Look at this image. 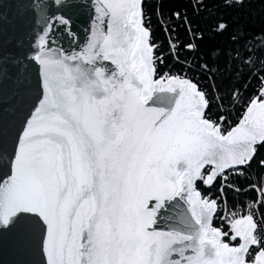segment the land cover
<instances>
[{
	"label": "snow or ice",
	"instance_id": "snow-or-ice-1",
	"mask_svg": "<svg viewBox=\"0 0 264 264\" xmlns=\"http://www.w3.org/2000/svg\"><path fill=\"white\" fill-rule=\"evenodd\" d=\"M96 12L81 52L47 48L51 25L37 37L31 58L42 95L0 174V228L21 214L38 218L46 264H264L254 214L230 219L231 240L240 241L230 246L229 233L213 226L216 200L196 187L250 164L264 144V80L225 131L206 118L208 101L195 83L153 78L141 0H97ZM157 93L172 94L171 104L150 106ZM176 198L191 220L157 230L160 212Z\"/></svg>",
	"mask_w": 264,
	"mask_h": 264
},
{
	"label": "water",
	"instance_id": "water-1",
	"mask_svg": "<svg viewBox=\"0 0 264 264\" xmlns=\"http://www.w3.org/2000/svg\"><path fill=\"white\" fill-rule=\"evenodd\" d=\"M96 6L97 0H60L58 4L55 0H0V174L8 170V158L42 95L40 67L31 58L37 50L34 45L38 35L51 25L47 48L66 54L81 52L97 22ZM104 28L107 30L106 23ZM98 66L115 71L110 61L101 60ZM171 96L157 93L149 105L169 106ZM206 169L211 171V166ZM182 218L190 221L191 213L186 202L176 198L160 212L154 227L160 231L183 228ZM42 237L38 218L21 214L9 227L0 228V264H46Z\"/></svg>",
	"mask_w": 264,
	"mask_h": 264
},
{
	"label": "trees",
	"instance_id": "trees-1",
	"mask_svg": "<svg viewBox=\"0 0 264 264\" xmlns=\"http://www.w3.org/2000/svg\"><path fill=\"white\" fill-rule=\"evenodd\" d=\"M141 9L143 26L150 33L149 43L153 46L161 43L163 51L166 50V37L159 18L167 20L170 23L168 35L179 59L191 58L193 70L203 73L201 82L208 101L206 118L235 126L254 90L257 74L264 76V0H142ZM220 24L226 27L219 30ZM187 27L191 33H199L194 39L196 50L193 53L187 49L190 44ZM171 65L178 71L182 69L170 55L165 57L163 66L154 63L156 71ZM199 90H202L200 86ZM256 149L254 158L245 167L251 180L239 182V188L255 187L261 196L264 166L260 161L264 160V144L256 145ZM208 171L206 169L205 174ZM196 187L205 196L213 185L198 181ZM227 193L232 204L256 197L252 188L239 194ZM259 210L264 216V196H261Z\"/></svg>",
	"mask_w": 264,
	"mask_h": 264
},
{
	"label": "built area",
	"instance_id": "built-area-1",
	"mask_svg": "<svg viewBox=\"0 0 264 264\" xmlns=\"http://www.w3.org/2000/svg\"><path fill=\"white\" fill-rule=\"evenodd\" d=\"M159 22L161 25V29L164 32L165 37H166V40H165L166 50L163 51L162 49L163 46L161 43H157L153 46L154 63L158 66H163L165 64V57L167 55H170L173 62L175 64H180L182 69L181 71H178L174 69L171 65L169 67H166L165 70H161V71L155 70L153 78L157 80L164 78V83L167 82V77H179L182 79H188L191 82L195 83L198 89L200 86L202 88L201 90L202 92L206 91L205 86L202 85V82H201V77H202L201 74L203 73L200 71L195 72L193 70L192 64H191V58L188 61H182L181 59H179L177 53L175 52L174 46L168 35V27L170 23H168L167 20H163L161 18H159ZM187 31H188L189 40H190L189 45H192V47H187V49L191 53H193L196 50L194 39L195 37H199V33L197 34L191 33L188 27H187ZM208 78H209L210 84L212 85V82L209 76ZM262 80H264V76L261 74H257V80L254 84V90L251 93L247 101V104L253 97L259 94ZM247 104L243 106V113L246 110ZM220 126L225 131L233 127L231 126L230 123H228L227 125L220 124ZM245 167L246 166L236 167L233 169L226 170L224 176L218 177L215 183L212 184L213 187L210 193L205 196H202L210 200H216L217 212L213 216V226L220 228L223 231L229 233V236L225 238V241L228 242L230 246H235L239 244L238 240L236 241L231 240V226L229 223L230 219L234 217L238 218L239 216H242V215H247L249 214V212L254 214L255 220L259 224L260 234L264 235V216H262L259 210L261 196L259 192L257 191V189L255 187H246L245 189H243V190H248L252 188L253 190H255L256 197L252 200H246L243 203L236 202L235 204H232L228 199L227 191H229L231 194L242 193L243 190H240L239 182L244 183V182H249L251 180V176L247 173ZM225 176L227 177L226 179L224 178Z\"/></svg>",
	"mask_w": 264,
	"mask_h": 264
},
{
	"label": "rangeland",
	"instance_id": "rangeland-1",
	"mask_svg": "<svg viewBox=\"0 0 264 264\" xmlns=\"http://www.w3.org/2000/svg\"><path fill=\"white\" fill-rule=\"evenodd\" d=\"M209 172V171H208ZM205 175H207V174H205Z\"/></svg>",
	"mask_w": 264,
	"mask_h": 264
}]
</instances>
